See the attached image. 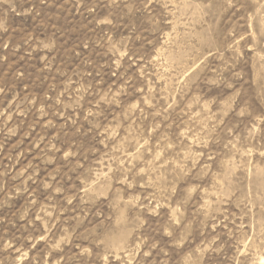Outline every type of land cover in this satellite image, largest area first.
<instances>
[{
  "label": "rangeland",
  "instance_id": "1",
  "mask_svg": "<svg viewBox=\"0 0 264 264\" xmlns=\"http://www.w3.org/2000/svg\"><path fill=\"white\" fill-rule=\"evenodd\" d=\"M0 264H264V0H0Z\"/></svg>",
  "mask_w": 264,
  "mask_h": 264
}]
</instances>
